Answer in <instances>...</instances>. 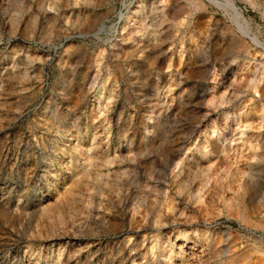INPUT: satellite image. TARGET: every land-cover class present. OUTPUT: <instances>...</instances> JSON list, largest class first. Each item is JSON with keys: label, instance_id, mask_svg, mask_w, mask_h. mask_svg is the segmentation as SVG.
<instances>
[{"label": "rangeland", "instance_id": "obj_1", "mask_svg": "<svg viewBox=\"0 0 264 264\" xmlns=\"http://www.w3.org/2000/svg\"><path fill=\"white\" fill-rule=\"evenodd\" d=\"M230 1L0 0V264H264V0Z\"/></svg>", "mask_w": 264, "mask_h": 264}, {"label": "bare ground", "instance_id": "obj_2", "mask_svg": "<svg viewBox=\"0 0 264 264\" xmlns=\"http://www.w3.org/2000/svg\"><path fill=\"white\" fill-rule=\"evenodd\" d=\"M226 1V3H227V5L229 6V7H231L230 9H232V10H234L235 11V9H234V7H233V4H232V2L230 1V0H225ZM235 13H236V11H235ZM133 14V13H132ZM134 15V14H133ZM132 15V16H133ZM237 17H239V18H241V16L239 15V14H237ZM140 18V17H139ZM126 22L124 23L123 22V25L125 26H122L123 27V29L124 30H126ZM135 25V24H134ZM136 26V25H135ZM134 26V27H135ZM138 27V26H137ZM103 30V26H100L99 27V29H98V32H100V31H102ZM126 33L125 34H122L121 35V37L120 38H122L123 39V37L124 36H126L128 39L129 38H131L132 37V30H126L125 31ZM97 33V32H96ZM101 33V32H100ZM99 34V33H98ZM122 39H120V40H122ZM127 40V39H126ZM131 40V39H130ZM132 41V40H131ZM253 41H254V39H253ZM257 43V42H256ZM259 45L260 46H262V48L264 49V43H259ZM95 125V124H94ZM210 128V127H209ZM189 138V137H188ZM69 139V138H68ZM93 141H97L96 139H97V137L94 135L93 136ZM185 140V139H184ZM187 142V141H186ZM74 151L77 153H81L82 152V149L79 147V145H76L75 147H74ZM90 151V150H89ZM262 156V157H261ZM260 157L261 158H263V155H261ZM259 157V156H258ZM261 158H258V160L259 159H261ZM93 159H94V155H92V154H90V155H88V160H92L93 161ZM264 159V158H263ZM71 158L69 159V161L68 162H71ZM138 226V225H137ZM143 227V226H142ZM171 229V228H170ZM180 233V232H179ZM182 235H181V237H182V240L183 241H181V242H179L178 244H177V255H176V261H174V262H172L171 264H195V262L200 258V255L203 253V251H204V248H202V249H200V250H198L197 251V248H196V245L198 244L197 243V241H193L192 240V237H190L189 235H188V233L187 232H184V233H181ZM157 235V234H156ZM143 239H145V236H143ZM172 240H170L169 238H168V240H167V245H166V249H168L167 250V255H168V257H169V259H171V252H172V242H171ZM100 242V241H99ZM118 242V241H117ZM193 243V244H190V243ZM186 243H188V244H186ZM115 244V243H114ZM159 246V245H158ZM164 246V245H163ZM185 246H186V248H185ZM163 248H165V247H163ZM162 248V249H163ZM199 248V247H198ZM218 248V247H217ZM152 252H153V246H152ZM158 249V248H157ZM226 251L227 250H219V254L217 255V257H216V260H217V262L219 261L220 262V264H222V263H224V260H222V255L224 254L225 255V253H226ZM145 253V252H144ZM153 255V254H152ZM153 257V256H152ZM167 257V256H166ZM154 258V257H153ZM155 259V258H154ZM243 260H237V261H234L233 263H229V264H243V262H242ZM137 262V260H133V264L134 263H136ZM218 262V263H219ZM226 264V263H225Z\"/></svg>", "mask_w": 264, "mask_h": 264}]
</instances>
